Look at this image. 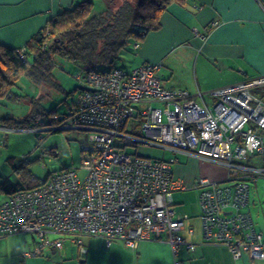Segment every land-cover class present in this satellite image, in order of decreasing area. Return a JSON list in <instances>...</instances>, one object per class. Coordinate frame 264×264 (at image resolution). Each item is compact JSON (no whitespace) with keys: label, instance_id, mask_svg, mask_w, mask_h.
<instances>
[{"label":"built area","instance_id":"2783aa9c","mask_svg":"<svg viewBox=\"0 0 264 264\" xmlns=\"http://www.w3.org/2000/svg\"><path fill=\"white\" fill-rule=\"evenodd\" d=\"M18 54L23 61L29 58L24 47ZM161 69L160 63L130 70L83 67L74 75L73 110L55 116L53 126L29 130H79L88 134V143L79 167L62 168L43 185L19 190L0 204V237L35 238L24 258L70 245L85 260L88 248L82 239L94 237L108 247L118 240L130 249L142 241L165 243L173 264H183L179 249L193 252L196 245L184 238L189 217L176 214L173 194L197 190L202 243L227 247L235 260L244 255L264 260L263 236L245 211L251 183L264 178V98L257 95L264 93L259 90L264 75L191 94L164 88ZM144 104L149 106L143 109ZM131 120L140 124L129 129ZM42 139L31 154L38 150L41 158L56 157L55 147H39ZM139 144L164 149L171 157L126 152ZM180 155L222 165L227 177L186 182L173 170ZM187 231L193 235L192 228Z\"/></svg>","mask_w":264,"mask_h":264},{"label":"crops","instance_id":"0c3cea01","mask_svg":"<svg viewBox=\"0 0 264 264\" xmlns=\"http://www.w3.org/2000/svg\"><path fill=\"white\" fill-rule=\"evenodd\" d=\"M83 1L89 0H3L0 2V45L15 50L26 47L50 20ZM91 1L95 7L98 0ZM261 14H264V0H252V4L244 0H188L184 5L172 4L162 15L158 31L150 32L141 42L132 41L128 45L133 57L126 69L146 63H160L162 84L166 81L164 88L182 89L191 94L263 76L264 22L260 20ZM214 23L217 25L213 26ZM53 74L64 90L61 78ZM43 89L48 90L49 87ZM62 102L65 106L60 111ZM62 102L53 108L61 115H67L73 110L74 101L69 104L65 98ZM39 103L45 111L53 109L47 110L42 102ZM0 132L4 133L7 140L4 145L8 146L3 168L14 173V168L24 161H31V157L27 156L30 152L19 150L23 144L16 135L27 130L0 126ZM32 140L28 141V147L33 144ZM39 152L36 150L33 156L37 154L39 159ZM199 160L180 155L179 163L173 167L176 176L186 182L196 180L200 177L197 169ZM251 162L262 166L261 160L257 161L256 158ZM33 175L38 177L35 173ZM5 179L12 184L18 183V177L15 182L11 181L10 175ZM263 186L264 178L251 183L245 211L250 214L254 227L256 224L259 226L255 229L264 239ZM7 196L0 193V204ZM186 215L189 219L183 235L196 247L193 252H188L184 247L179 249L178 258L183 264H264V260L254 262L246 255L235 260L227 247L203 244L198 215ZM188 228L193 229V235H189ZM82 240L88 248L85 260H79L77 250L74 251L70 245L62 251L51 250L40 257L24 258L23 253L31 252L35 247L34 237L19 234L0 237V264H173L170 247L165 243L142 241L135 249H130L118 240L112 241L109 247L102 238L84 237Z\"/></svg>","mask_w":264,"mask_h":264},{"label":"trees","instance_id":"16d2710c","mask_svg":"<svg viewBox=\"0 0 264 264\" xmlns=\"http://www.w3.org/2000/svg\"><path fill=\"white\" fill-rule=\"evenodd\" d=\"M187 1L125 0L118 7H107L97 17L91 15L94 9L91 0L64 10L24 47L28 60L20 59L19 49L0 45V103L2 100L17 102L22 97L14 91V87L23 77L37 86L50 87L69 95L54 77L56 59L68 60L79 69L92 67L98 70V65L109 66V69L115 67L121 52L132 41L141 42L150 32L161 28L160 19L170 5H184ZM67 115H61L56 108L45 111L41 107L24 118L6 115L0 118V126L20 131L44 129L55 125V116ZM28 162L24 161L14 168L18 176L17 184L8 179L0 182V193L12 195L19 190L37 188L52 175L47 174L43 179L36 177L27 167Z\"/></svg>","mask_w":264,"mask_h":264},{"label":"rangeland","instance_id":"374dc122","mask_svg":"<svg viewBox=\"0 0 264 264\" xmlns=\"http://www.w3.org/2000/svg\"><path fill=\"white\" fill-rule=\"evenodd\" d=\"M125 0H98L93 11L92 17H97L100 13L105 10L107 7L111 5L114 7H118ZM133 2L134 0H129ZM133 57L132 50L130 48H126L121 52L118 60L116 61L115 67H120L126 69L127 65L130 62V58ZM56 66L54 67L53 72L56 74L57 78H61V82L63 88L66 92L64 93L54 91V89L50 88L43 89L38 88L35 84L29 81L27 78H21L16 87H14V91L20 94L22 97L17 102H12L9 100H2V105H0V117L11 115L16 118H24L31 111L40 109L39 102L48 110L51 109L60 102H62L65 98L69 104L75 101L76 91L74 93L73 90L76 89L77 80L74 78V75L77 71H79V67L68 61L63 59H56ZM124 66V67H123ZM109 66L98 65V70H108ZM166 81L163 82V87H165ZM47 90V91H46ZM259 90H264L259 89ZM257 95L264 97L263 92H258ZM40 97V98H39ZM63 103V102H62ZM46 105V106H45ZM152 106H159L158 104H151ZM64 103L59 106V110H64ZM149 104H144L141 108L148 107ZM139 125V121L131 120L128 124V128L130 129L134 125ZM35 133V135H34ZM41 135L43 139L39 141V147L41 148H53L55 147V151L57 153L56 157H48L41 158L39 152V159L36 154L34 157L31 152L33 148L38 143V136ZM17 138L21 140L23 146H20L19 150L24 151V153H28V157L31 159L26 165L29 170L35 173L38 178H45L48 173L53 174L54 172H58L62 168H77L80 165L83 153L81 152L82 147L88 143L87 141V133L79 130H62L59 132H50V131H41V132H32L31 134L27 132H20ZM13 139V138H12ZM15 139V138H14ZM13 139V140H14ZM23 139V140H22ZM30 139H33V144L28 147ZM7 140L5 139L4 133L0 132V182L5 180L7 176L10 175L11 181L15 182L17 180V174L14 171H5L3 168V163L6 159L5 155L8 153V146L4 145ZM35 146L33 147V145ZM30 148V149H29ZM29 149V150H28ZM126 152L133 156H141L152 159H168L171 154L161 148L142 145L139 144L136 147H128L126 148ZM24 160V159H23ZM257 161H260L259 158H256ZM197 169L199 171V175L201 178H209L210 181H222L227 177V169L224 166H220L218 164L206 162L199 160L197 163ZM175 173V172H174ZM81 175L82 173L79 172ZM176 175V174H175ZM6 176V177H5ZM221 177H224L222 180H219ZM261 179V178H260ZM264 192V186H263ZM198 197L199 191L192 190L187 192H176L173 194V201L175 204V212L177 215L188 214L189 216L198 215ZM252 199V198H251ZM257 204V202H256ZM251 207V206H250ZM264 211V205H262ZM252 209V207H251ZM264 213V212H263ZM254 214V213H253ZM263 215V214H261ZM258 225H255V228ZM259 227V226H258ZM68 247V246H67ZM74 247V246H72ZM74 251L77 250L76 247L73 248ZM46 253V252H45Z\"/></svg>","mask_w":264,"mask_h":264},{"label":"snow or ice","instance_id":"6c2138e0","mask_svg":"<svg viewBox=\"0 0 264 264\" xmlns=\"http://www.w3.org/2000/svg\"><path fill=\"white\" fill-rule=\"evenodd\" d=\"M0 2H3V0H0ZM244 2H246L248 4H252V0H244ZM260 20H261V22H264V14L260 15Z\"/></svg>","mask_w":264,"mask_h":264}]
</instances>
